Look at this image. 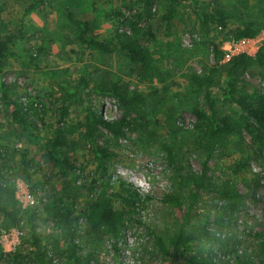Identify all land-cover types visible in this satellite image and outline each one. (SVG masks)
Here are the masks:
<instances>
[{
	"label": "rangeland",
	"instance_id": "374dc122",
	"mask_svg": "<svg viewBox=\"0 0 264 264\" xmlns=\"http://www.w3.org/2000/svg\"><path fill=\"white\" fill-rule=\"evenodd\" d=\"M32 1L0 0V28L3 34L7 30L15 34L12 48L17 53V57L8 59L0 83L9 87L11 99L28 108L26 123L20 125L0 94V173L15 190L21 217L20 223L9 229L4 228L0 217V264H12L14 253L21 264H36V253L29 242L31 222L46 250V264H69L66 237L46 212L43 198L56 193L80 209L89 197H112L119 180L131 182L144 203L139 211L127 214L118 251L109 237L78 236L81 264H166L149 231L167 240L178 228L184 209L167 204L162 197L169 192L186 197L192 190L187 175L199 173L204 161L192 113V108L202 107L203 101L201 93L190 84L189 75L207 71L217 63L213 44L219 48L234 38H225L230 31L247 22L260 26L259 32L264 31V0H181L170 24L162 17L164 0H157L152 16L139 23L147 33L140 44L151 51L161 70L160 80L146 83L138 81L136 65L118 52L101 54L79 43L75 27L61 8L67 6L75 16L89 20L93 34L102 39L110 37L119 23L115 10L128 18L139 10L138 0H53L54 7L43 3L26 13ZM194 9L227 12L226 27L212 24L203 34ZM226 61L223 55L217 67L222 70ZM111 81L144 93L156 90L158 94L149 99L146 122L136 130H127L125 137L118 139L105 129L98 133L97 143L112 153L105 160L102 176L91 144L82 133L87 110L112 120L120 117L112 98L91 90L96 83ZM223 84L224 76L220 75L213 88L219 99ZM240 84L250 92L263 88L264 66L252 65L241 76ZM68 85L76 92L67 91ZM220 106L226 111L236 109L235 103ZM64 107L68 112L62 116ZM58 126L64 136L59 150L75 164L67 177L68 188L45 155ZM243 137L245 150L241 157H248L245 168L230 170L229 166L238 164L240 158L232 150L228 157L211 162L213 179L231 180L240 193L230 200V217L223 225L214 224L212 217L208 220L207 227L219 240L204 239L195 244L193 253L212 254L213 264H239L245 258L254 259L256 252L253 233L261 229L264 214V141L260 143L245 131ZM162 143L170 145L181 162L168 165ZM23 150L28 152L26 165L20 160ZM209 201H213L212 194L193 203L191 217L203 219ZM114 205L117 209L123 207L115 199ZM28 215H32L31 221Z\"/></svg>",
	"mask_w": 264,
	"mask_h": 264
},
{
	"label": "trees",
	"instance_id": "16d2710c",
	"mask_svg": "<svg viewBox=\"0 0 264 264\" xmlns=\"http://www.w3.org/2000/svg\"><path fill=\"white\" fill-rule=\"evenodd\" d=\"M156 1L138 0L139 10L128 18L124 17L120 10H115V15L120 18L119 23L115 25L110 37L102 39L93 34L94 27L89 20L75 16L67 6L61 8L66 19L75 27L79 43L101 54L118 52L136 65L138 81L146 83L154 79H161V70L155 63L153 54L146 46L140 44L141 38L147 33L142 31L139 23L152 16ZM180 1H163L162 17L167 24H170L175 17ZM43 3H47L51 7L55 6L53 0H33L25 12L30 13ZM1 14L2 8H0V27L2 24ZM194 14L203 34L209 32L212 24L225 28L229 17L227 12L219 9L210 11L194 9ZM259 30L260 26H254V23L247 22L230 31L225 38L230 36L235 39L253 37ZM15 38L13 32L7 30L3 34L0 28V74H2L8 59L17 57L16 51L12 48ZM213 50L215 62L218 63L222 60L223 53L215 44H213ZM217 63L207 71L192 72L189 75L190 84L193 89L201 93L203 101V106L193 107L192 113L196 120L194 126L198 131V145L204 154V161L199 173L187 175L192 190L187 193L186 197L177 192L165 193L162 197V200L167 204L184 209V213L179 219V226L167 240L153 233L152 230L149 231L156 250L167 259L166 264H213L215 256L212 254L199 256L195 252L193 253L195 244L204 239L219 240V237L207 227L208 220L212 217L214 224L223 225L230 217L228 214V211L232 209L230 200L239 197L240 193L231 180L217 181L213 179L211 162L221 157H228L229 150H232V152L240 154L238 164L233 163L229 166L232 172H237L241 168H245L248 162V157H241L245 150L243 132H248L260 143L264 141V87L256 92H250L240 84L241 76L252 65L264 66V42L253 56L241 53L230 57L222 64V70L217 67ZM220 75L224 76V84L220 86L221 99L213 91V88L218 84ZM72 88L75 87L68 85L67 91H73ZM91 90L101 96L112 98L120 111V117L112 120L105 118L100 112L87 110L83 124L82 136L91 144L97 167L100 169L101 175L104 176L105 160L109 159L112 153L107 147L97 143L98 133L105 129L112 138L118 139L125 137L127 130L134 131L139 125L145 124L149 99H155L158 91L144 93L141 90L129 89L127 86L112 81L96 83ZM0 94L3 102L12 107L14 121L25 125L28 108L11 99L9 87L2 82L0 83ZM219 102L229 105L235 103L236 109L226 111ZM67 112L68 108L64 107L62 116H65ZM63 144V132L58 126L54 129L50 149L45 155L52 166L58 169L64 187L68 188L67 177L75 169V164L67 153L59 150ZM161 148L168 165L173 166L181 162L182 159L170 145L162 143ZM27 153V150H23V153L20 154L21 163L24 165L28 164ZM65 191L68 195L66 189ZM209 194H212L213 201H209L210 208L203 219L192 218L190 211L193 203L202 200L203 196ZM112 197L123 205L121 209L115 207ZM112 197L100 195L89 197L80 209L73 203H68V198L65 200L62 195L55 193L46 197L44 208L55 223L60 226L66 237V253L69 264H81L78 251L81 248L79 240L82 238L109 237L115 251H118L117 246L122 236L127 214L139 211L144 203V197L131 182L124 180L118 181L117 190L112 194ZM0 217H2L5 229L16 226L21 219L15 190L3 181L1 173ZM31 217L32 215H28L27 219L31 221ZM78 236L81 238L79 239ZM253 236L257 243L254 259L245 258L239 264H264V214L261 229L255 231ZM29 242L36 253V264H46V250L41 243L40 236L36 234L32 222L29 226ZM12 262V264L22 263L16 253L12 255Z\"/></svg>",
	"mask_w": 264,
	"mask_h": 264
},
{
	"label": "built area",
	"instance_id": "2783aa9c",
	"mask_svg": "<svg viewBox=\"0 0 264 264\" xmlns=\"http://www.w3.org/2000/svg\"><path fill=\"white\" fill-rule=\"evenodd\" d=\"M263 42L264 31H261L253 37L232 38L229 41H225L219 48L225 56V59L229 60L230 57L241 53L253 56ZM45 201L46 197L43 198V204H45Z\"/></svg>",
	"mask_w": 264,
	"mask_h": 264
}]
</instances>
